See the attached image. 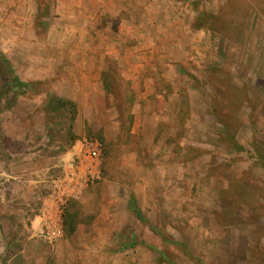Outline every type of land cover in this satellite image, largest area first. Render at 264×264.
Listing matches in <instances>:
<instances>
[{
    "label": "rangeland",
    "instance_id": "374dc122",
    "mask_svg": "<svg viewBox=\"0 0 264 264\" xmlns=\"http://www.w3.org/2000/svg\"><path fill=\"white\" fill-rule=\"evenodd\" d=\"M134 1L103 0L97 52L64 0H0V264H264V0H147L143 25ZM164 37L175 62L136 49Z\"/></svg>",
    "mask_w": 264,
    "mask_h": 264
},
{
    "label": "crops",
    "instance_id": "0c3cea01",
    "mask_svg": "<svg viewBox=\"0 0 264 264\" xmlns=\"http://www.w3.org/2000/svg\"><path fill=\"white\" fill-rule=\"evenodd\" d=\"M111 1L115 2L116 0H111ZM136 1H134V4L140 8V14L145 17V18L142 17L140 19V24L143 25V23H146V21L148 22V12H147L148 7H147V3H146L147 0H145V2H143V0H136ZM152 3H155V2H152ZM64 4H66V5H64ZM62 6H63L64 10H63V12H61V14H63V15L69 14L70 16L71 15L72 16L77 15L79 17L84 18V21L81 24H79V29H77V31L80 32V36H81V34H82V36H84L83 39L80 38L81 42L79 43V46L92 48L93 51H95V48H97V52H98L99 48L101 47L100 29L98 28V22H97L95 17L100 16L101 14H104L107 12V10H106L107 8H105L103 0H64ZM110 12H113V11L110 10ZM145 19H147V20H145ZM108 29L110 30V32H108V33H110V37H111V29L109 27H108ZM157 30H161V29L157 28ZM163 30L167 31L169 33H171L173 31V29L171 31V27L167 26V25H164ZM95 33H97L98 38L94 37ZM165 34L166 33H164V35ZM159 38L160 37L157 36V38H156L157 42H158ZM161 41H163V44L160 43ZM179 44H180L179 42H178V44L172 43V42L165 44V37H164V38H161V40H159V44H156V42H151L150 46H140L136 49L141 50V49H144L145 47H154V50L157 51L155 53H159V55H158L159 62L165 64L166 61H168V60L175 62V60H174L175 58L170 59V54L168 52L172 49V53H174V52L179 53V48H178ZM143 45H145V44H143ZM176 45H177V48H176ZM154 50H152V52ZM155 53H152V55L151 54L148 55L147 52H143V51H141L140 53H132L127 60L129 63H131V65H134L135 67H140L142 71L146 69L144 67L149 68L150 65L152 67V68L150 67V69H153V67H155V69L158 70V65L154 64V63H157L156 62L157 58L154 55ZM80 59H81L82 63H93V64L98 63V69H101V66L99 64H101L103 62V59L100 57V55L84 54L81 56ZM94 67H95V65H94ZM96 67H97V65H96ZM141 70L139 72L140 77H138V74L136 75L135 72H134V75H132V77H134V78H148V77L151 78V76H154L153 74L148 75L147 74L148 72L142 73ZM148 89L149 88L146 87V91L143 94H149V93L154 92L157 94V96L163 97V94L165 93L164 90L156 92V89H154L153 87L150 91ZM66 171L68 173L71 171V169L67 168ZM70 178H71V180H74L73 177H70ZM56 206L57 205L52 204V203L45 204V206L43 207V209L41 211V214L37 216V221L39 223H41V230L39 233H41L43 237H45V236L43 234L44 230L42 228V225L44 223V220H47V215H48V214H44V213L46 211H52L53 208H55ZM63 234H64V224H63L62 232H60V236H58V237H62ZM58 237H56V238H58Z\"/></svg>",
    "mask_w": 264,
    "mask_h": 264
},
{
    "label": "built area",
    "instance_id": "2783aa9c",
    "mask_svg": "<svg viewBox=\"0 0 264 264\" xmlns=\"http://www.w3.org/2000/svg\"><path fill=\"white\" fill-rule=\"evenodd\" d=\"M100 144H90L83 154L78 156V163L67 173V176L73 177L74 180L83 182H94L100 178L101 174V149ZM60 203V202H59ZM47 220H44L42 228L43 234L48 239H54L60 236L63 228V208L57 204L52 211H46ZM49 217V218H48Z\"/></svg>",
    "mask_w": 264,
    "mask_h": 264
},
{
    "label": "trees",
    "instance_id": "16d2710c",
    "mask_svg": "<svg viewBox=\"0 0 264 264\" xmlns=\"http://www.w3.org/2000/svg\"><path fill=\"white\" fill-rule=\"evenodd\" d=\"M14 81H15L18 85H20V86L28 87L27 84L22 83L19 79H15ZM131 207L133 208L134 206H131ZM138 212H139V211H138Z\"/></svg>",
    "mask_w": 264,
    "mask_h": 264
}]
</instances>
